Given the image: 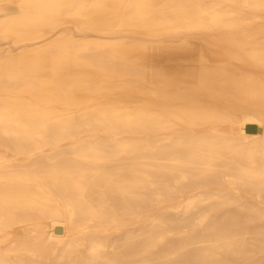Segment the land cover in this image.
<instances>
[{
  "label": "bare ground",
  "instance_id": "6f19581e",
  "mask_svg": "<svg viewBox=\"0 0 264 264\" xmlns=\"http://www.w3.org/2000/svg\"><path fill=\"white\" fill-rule=\"evenodd\" d=\"M0 39V264H264V0H0Z\"/></svg>",
  "mask_w": 264,
  "mask_h": 264
},
{
  "label": "rangeland",
  "instance_id": "374dc122",
  "mask_svg": "<svg viewBox=\"0 0 264 264\" xmlns=\"http://www.w3.org/2000/svg\"><path fill=\"white\" fill-rule=\"evenodd\" d=\"M74 36H76V35H74ZM75 38L78 41H85L86 40V37H83V36H81V37L80 36H76ZM99 42L104 43V44H111V45L112 44H117V47H115V50H114L113 54L115 56H117V57L118 56L119 57L122 56L127 64H132L133 62H136L138 60V55L136 53L125 54L123 52V48L125 46L129 47V46H135V45H138V44H141V45H146V44L147 45H151L152 44V42H148V41H141L140 42V41H137V40H134V39H130V40L100 39ZM9 48L11 50H14L15 47H13L8 40L0 39V54H1L0 56L1 57H4V58L7 57L6 53H7V50ZM154 59H155V54L153 53L152 61H154ZM152 61H151V63L154 64V62H152ZM81 70L82 71H80V70L76 71V73L74 74L75 82H76V83L74 82L75 83L74 85H70L71 84V82H70L71 78L69 76H72V74H71L72 72H70L71 75L69 74V72H67V74L63 75L62 84H63V87H64V89H63L64 91H63L62 94L64 96H66L68 98L69 97H73L74 98V97H77V96H79L81 94L89 95V96L95 98L94 99L95 100V106H94L95 110H98L99 108H102V107H106L107 105L112 107L113 109H121V108L125 109L126 108V109L132 110V109H134L136 107L131 102L138 100V92H135L137 94H131L129 92V90L115 89V88H112L111 86H107V87L103 88L101 85H97L96 83H94V81H90L89 80V78H88L89 74L87 73V71L85 69H81ZM118 74H119V72H118ZM64 77H65V79H64ZM70 87L71 88L74 87L75 89L73 88V91H69L68 88H70ZM107 100L109 101V103H108ZM121 101L122 102H126V103L121 104ZM76 116L77 115L71 114L70 118L73 119V118H76ZM80 129L81 130L80 131L78 130V133H85V131H86L85 128H80ZM44 142H48V144H52L51 143L52 141H46L45 140ZM223 184L211 186L210 189L212 191H224L225 189H227V187H226L227 185L226 184L223 185ZM242 196H243V202H245V203H249V202L255 203V200L252 198V196L250 194H248L246 192H242ZM151 204H152V206H151ZM249 204H251V203H249ZM148 205H149V207L150 206L151 207L149 208ZM260 205H262V207L264 208V200H263V203H261ZM158 216H163V215H161L160 211L158 210L157 204L154 201L146 200L145 201V207H144V220H143V223L145 225L144 227L145 228H147L148 226L150 227V225H152L154 219L156 217H158ZM262 224H264V220L252 221V222L243 221V222L240 223V226L241 227H251V226L254 227V226H258V225H262ZM200 229H201V226H197L196 227V230H200ZM171 238H173L172 235H169V236L165 237V239L163 241H168ZM150 251H152V249H150ZM263 255H264V253H261V255L259 254V256H263ZM241 256H242L241 254L233 256V259H239V258H241ZM44 264H50V263L46 262Z\"/></svg>",
  "mask_w": 264,
  "mask_h": 264
}]
</instances>
